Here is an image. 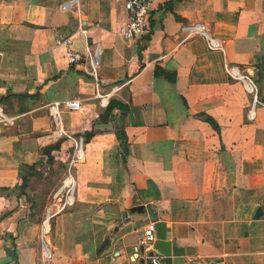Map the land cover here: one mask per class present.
<instances>
[{"label": "crops", "instance_id": "obj_1", "mask_svg": "<svg viewBox=\"0 0 264 264\" xmlns=\"http://www.w3.org/2000/svg\"><path fill=\"white\" fill-rule=\"evenodd\" d=\"M125 1L0 0V264H148L154 222L124 215L148 204L185 263L264 264V0H152L134 39ZM70 49L98 55L97 79ZM68 99L82 104L61 110L58 137L48 105ZM112 99L129 111L104 121ZM77 139L74 203L49 222L48 257L41 231Z\"/></svg>", "mask_w": 264, "mask_h": 264}, {"label": "built area", "instance_id": "obj_2", "mask_svg": "<svg viewBox=\"0 0 264 264\" xmlns=\"http://www.w3.org/2000/svg\"><path fill=\"white\" fill-rule=\"evenodd\" d=\"M126 8L129 11V24L128 26L122 30V34L126 39H134L135 37L141 36L146 27L149 25L151 10L153 7L152 0H126L125 1ZM64 8H68L67 4L63 5ZM186 29H190V31L198 32L202 26L201 25H192L186 26ZM207 35V34H206ZM209 46L212 49H222V41L207 35ZM90 53L84 54L74 50L67 51V59L71 65L81 63L85 59H88L91 62V75L97 79V73L95 72V67L98 63V55H92ZM226 70L228 73L234 75V71L238 70L235 66H226ZM243 79L245 76H242ZM249 91L253 94L254 97V107L258 102V90L253 83V81H248ZM117 91V88L112 89L106 94L96 93V97L99 99L101 105H106L109 99L113 96L114 92ZM82 104L81 99H68L65 101H58L54 103H50L48 105L49 111L52 113L55 125H56V133L58 137L65 135L64 131L59 129V117L62 109L67 110H79ZM249 116L253 117L254 112L253 108L249 111ZM84 147H83V139H77L74 142V147L71 152V155L67 162L66 172L64 179L62 181L61 186L55 191L53 194V198L57 200L58 206L54 205L53 207H48L46 211V217L43 223V230L41 231V240L45 247V254L49 257L50 251L47 247L46 241V233L48 231V226L51 218L60 212L67 206H71L74 203V193L76 189V180L74 177V168L76 165L83 161L84 159ZM156 231L153 227L147 228L143 231L141 236V243L145 246L153 247L154 242L156 241ZM148 264H165L161 255L155 252L153 255H148ZM184 264H194V263H184ZM200 264V263H199ZM209 264H226L224 261H212Z\"/></svg>", "mask_w": 264, "mask_h": 264}, {"label": "water", "instance_id": "obj_3", "mask_svg": "<svg viewBox=\"0 0 264 264\" xmlns=\"http://www.w3.org/2000/svg\"><path fill=\"white\" fill-rule=\"evenodd\" d=\"M131 122H133L132 116H130ZM148 213L151 221L154 222L153 228L156 231V241L154 242V251H150L149 255H153L157 252L162 256L165 264H184L185 249L178 247L177 242L171 239L170 230L167 228V223L158 221V216L155 213L154 207L151 204L134 206L124 213L128 214H143ZM264 216V204L257 208L254 220L258 222L261 217ZM146 249L145 245H141V250Z\"/></svg>", "mask_w": 264, "mask_h": 264}, {"label": "trees", "instance_id": "obj_4", "mask_svg": "<svg viewBox=\"0 0 264 264\" xmlns=\"http://www.w3.org/2000/svg\"><path fill=\"white\" fill-rule=\"evenodd\" d=\"M159 73V71L157 72L156 71V75ZM174 76H171V75H168V79L171 81V82H174ZM115 108H119L123 113L127 114L128 111H129V105L128 104H125V103H122L121 101L117 100V99H112L110 100V103L108 105V107L106 108L105 112L103 113L102 115V119L105 121L107 120L108 116L113 112V110ZM203 115L199 116L200 118L202 117ZM206 120L208 122H210V124L219 132V127H218V124L214 121V119H211L210 117H206ZM117 136H118V139L123 147V159L125 160L127 158V156L129 155V140H128V135L127 133L125 132V130H119L117 132ZM59 147V145H55L51 148H57ZM50 148V149H51Z\"/></svg>", "mask_w": 264, "mask_h": 264}, {"label": "bare ground", "instance_id": "obj_5", "mask_svg": "<svg viewBox=\"0 0 264 264\" xmlns=\"http://www.w3.org/2000/svg\"><path fill=\"white\" fill-rule=\"evenodd\" d=\"M239 78H242L243 79V75H241L240 73L237 75ZM47 141H48V138H47ZM50 141V140H49Z\"/></svg>", "mask_w": 264, "mask_h": 264}, {"label": "rangeland", "instance_id": "obj_6", "mask_svg": "<svg viewBox=\"0 0 264 264\" xmlns=\"http://www.w3.org/2000/svg\"><path fill=\"white\" fill-rule=\"evenodd\" d=\"M229 74V73H228Z\"/></svg>", "mask_w": 264, "mask_h": 264}]
</instances>
